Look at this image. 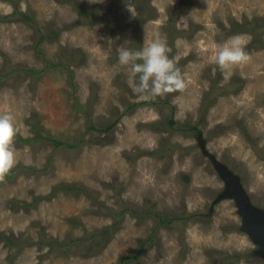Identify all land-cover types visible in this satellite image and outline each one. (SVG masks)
Returning a JSON list of instances; mask_svg holds the SVG:
<instances>
[{
  "label": "rangeland",
  "instance_id": "obj_1",
  "mask_svg": "<svg viewBox=\"0 0 264 264\" xmlns=\"http://www.w3.org/2000/svg\"><path fill=\"white\" fill-rule=\"evenodd\" d=\"M75 1L88 17L68 0H0V113L14 117L21 139L34 127L66 140L54 148L14 137L12 168L50 166L0 179V231L24 239L10 247L0 238V264H119L143 244L129 264H264V237L242 211L245 197L250 218L264 224V26L255 36L242 27L264 23V0ZM236 34L247 38L249 60L221 71L217 45ZM159 38L186 86L145 98L133 93L117 48ZM73 51L80 61L69 66ZM46 60L72 68L74 85L67 68L11 72ZM77 101L96 126L116 122L112 131L89 129ZM63 183L93 191L107 210L84 190L52 195ZM34 196L43 199L28 205ZM157 214L175 220L158 224ZM104 227L110 240L94 237ZM47 238L70 243L39 246Z\"/></svg>",
  "mask_w": 264,
  "mask_h": 264
},
{
  "label": "clouds",
  "instance_id": "obj_2",
  "mask_svg": "<svg viewBox=\"0 0 264 264\" xmlns=\"http://www.w3.org/2000/svg\"><path fill=\"white\" fill-rule=\"evenodd\" d=\"M247 43L244 35L236 34L218 44L214 63L223 71L247 62ZM117 52L118 63L129 69V84L133 93L154 99L185 88V79L174 59L169 56L170 48L165 39H154L139 49L118 47ZM19 133L21 129L14 117L8 112L0 113V179L16 163L13 139Z\"/></svg>",
  "mask_w": 264,
  "mask_h": 264
},
{
  "label": "trees",
  "instance_id": "obj_3",
  "mask_svg": "<svg viewBox=\"0 0 264 264\" xmlns=\"http://www.w3.org/2000/svg\"><path fill=\"white\" fill-rule=\"evenodd\" d=\"M76 10L79 11L80 15H83L85 14L87 17L89 16L90 12L89 10H87L85 7H83V5H81L79 2L75 1V0H68ZM138 8L141 10L143 9L144 5H145V1L141 2V3H138ZM23 14V13H22ZM11 15H9L10 17ZM24 18L28 21H32V18L30 15L28 14H23ZM86 17V18H87ZM144 19L143 20H139V23H137L136 21V29H135V36H136V44H138V37H140V32H141V25L143 23ZM243 25L245 26H242L244 27L245 31L247 30H250L252 31L253 35L255 36V33L256 31H260L263 26H264V23L263 24H259L258 21H253V22H245ZM263 25V26H262ZM56 36L55 32L52 31V33L48 34V35H42L41 34V37H39V40L37 41L36 45H35V48L37 49V51L40 52V45H41V42L43 41L44 38H49V39H52ZM256 38V37H255ZM78 53L76 51H73L72 53H70L68 55V58L70 59L69 60V66H73V65H77L80 61V58L78 57ZM72 57V59H71ZM68 65L62 63V62H52L50 60H46V65L42 68V69H34V68H27V67H20V66H17V67H14V68H11L12 71L11 72H15V71H19V72H24L26 74H30L32 75L33 77H38L40 75H42L43 73H45L48 69H56V68H59V67H62V68H67L68 72H69V75H70V82L73 84V77H74V72L72 70V68H70ZM10 72V73H11ZM234 81V80H233ZM232 81V82H233ZM232 82L230 83V85L232 84ZM213 85V84H212ZM228 86V85H227ZM210 94H213V93H209ZM211 97V95H210ZM95 102V98L91 97L90 98V101L88 103V108L93 106V103ZM206 104H207V107H208V103L207 101L205 100ZM205 104V103H204ZM137 105V103H134V104H131V108L135 107ZM76 106L82 111L85 113V116L87 118V121H88V128L89 129H92L94 131H97L100 133H108V132H111L113 127L115 126L114 122L113 124H110V125H107V126H104V127H99V126H96L94 124L93 121H91V113L87 110V105L86 106H83L82 104L79 103V101L76 102ZM169 123H168V126H174L175 125V122L172 118L169 119ZM91 122L93 124H91ZM189 130H198V126L197 124L196 125H191V126H186ZM33 131H34V135L31 137V138H24V139H21V137L17 134L16 136L18 138H20L21 141L23 142H36L38 140H45L49 143H51L54 148L55 147H60L62 146L63 144H65L64 141L66 140H63V139H60L58 137H52V136H44L42 133L39 132V130L37 128H34L33 127ZM84 138V137H83ZM81 141L84 142V139H82ZM69 145V147L71 149H73L75 146H76V143H67ZM77 147V146H76ZM49 162L46 164V166L44 168H36V167H31V166H25L23 164H19L17 166H15L14 168H11L4 176L3 178L4 179H9V180H12L13 178H15V175L18 173V172H21V171H25V169L28 171V172H31L32 174H39V173H44L46 172L48 169H49ZM79 186L77 185H74V184H70V183H63V184H60L58 186H56L54 188V190L51 192V194H55L57 190H65V191H75V190H79ZM88 195V196H91L92 198L95 199V202L100 205L103 209L107 210V207L101 203L98 198H97V195L93 193V191L89 190V189H81L79 191H83ZM41 199H43L42 196H34L33 199L31 200V202L28 204H36L38 201H40ZM16 200H11L10 203L12 205H14L16 207V204L18 203L17 201L15 202ZM8 204H9V200H8ZM7 204V206H8ZM25 204V202L23 203ZM14 206H12V208H15ZM18 209V208H16ZM123 211H120L118 214H122ZM133 213L135 214H140L136 211H133ZM158 216V219H159V222L158 224H165L167 222H170V221H173L175 220V217H169V216H166V215H161V214H157ZM111 231L110 228L108 229L107 227L105 228H102V229H99L95 234H94V237L97 236V235H107L109 232H105V231ZM108 236V239L110 240V237L112 236V233L110 232V235H107ZM0 238L4 239L5 243L10 246V247H17L20 243H22L24 241V239L22 238H17L15 236V234L13 232H10V233H6L4 231H0ZM106 238V236L104 237ZM39 243V246L41 245L42 247L44 246H47V245H50L51 247L55 244V245H59V246H65L68 245L70 243L69 242H62L58 239H53V238H47L46 240H43V239H40L38 241ZM144 253V244L138 249V251H136V253L132 254V255H124L122 257H120L119 259V264H129L132 260L138 258L139 256H141V254Z\"/></svg>",
  "mask_w": 264,
  "mask_h": 264
},
{
  "label": "water",
  "instance_id": "obj_4",
  "mask_svg": "<svg viewBox=\"0 0 264 264\" xmlns=\"http://www.w3.org/2000/svg\"><path fill=\"white\" fill-rule=\"evenodd\" d=\"M235 184L236 185H239L238 183H235ZM242 211L244 212V217L246 218L245 220L247 221V223L250 224V225H252L253 227H256L257 230H258V232H254L255 238L257 240H259V239L261 240L262 237H264V224L256 223V222H254L252 220V218H250V213H249V209H248L247 204H246V198L245 197L243 199Z\"/></svg>",
  "mask_w": 264,
  "mask_h": 264
}]
</instances>
